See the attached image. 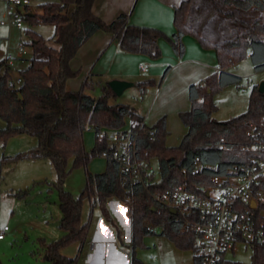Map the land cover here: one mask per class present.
I'll return each instance as SVG.
<instances>
[{
  "label": "trees",
  "instance_id": "1",
  "mask_svg": "<svg viewBox=\"0 0 264 264\" xmlns=\"http://www.w3.org/2000/svg\"><path fill=\"white\" fill-rule=\"evenodd\" d=\"M194 1L183 0L175 8L176 32L172 36L154 27L130 24L126 13L107 22L93 12L95 0L45 2L39 5L40 11H31L30 5L26 4L24 15L17 10L30 25L26 33L31 38L28 44L32 55L27 66L19 70L17 77L22 83L17 87L9 86V80L15 78L9 58L0 60V117L6 122V127L0 129V141L5 143L11 135L21 133L36 136L38 146L14 158L49 159L57 171L63 213L61 227L65 235L56 242H41L51 264H78V258L62 254L60 249L72 242L83 245L88 238L90 220L82 221L83 200L93 198L107 213L104 203L110 197L129 203L134 263L143 264L136 257V249L144 245L145 236L154 233L148 226L150 224L160 227L161 234L177 247L194 250V264H201L197 255L199 238L193 230L185 227L189 216L159 204L154 194L184 185L188 191L205 195L204 189L213 184L214 176L242 173L264 159V152L259 148L264 140V93L259 91V85L252 86L249 106L244 113L227 120L213 117L217 109L215 95L227 86H241L242 77L229 71L232 66L250 58L256 71L264 70V0H207L216 13L236 27L228 38L215 41L205 37L190 22ZM71 7L74 8L70 11ZM251 10L260 15L252 16ZM41 23L54 26L52 36L47 38L35 29ZM100 30L111 33L122 51L142 53L154 59L162 55L160 38H165L175 53L183 56L186 35L196 38L203 48L216 52L218 71L189 86L191 108L179 114L187 132L177 146L167 145L166 116L147 125L143 116L129 104L110 102L116 94L109 84L98 98L88 92L94 88L88 79L78 90L68 88V81L80 74L79 70L72 68V59ZM168 69L158 81L152 79L139 83L142 93L150 85L161 84ZM87 127L95 130V144L91 151H87L84 144ZM128 127L138 135L137 159L146 166L142 171L144 181L136 182L131 176L125 183L122 181L120 166L115 159L117 146L107 134ZM104 153L107 154L105 171L89 173L87 185L78 198L63 189L70 172V160L71 168L87 169L95 156ZM197 157L202 164L201 172L185 175L183 170L191 169ZM154 158L158 159L159 176L152 169ZM258 186L264 188V177ZM255 217L257 226L264 230V215L257 211ZM250 245L252 264H264V243L256 241Z\"/></svg>",
  "mask_w": 264,
  "mask_h": 264
},
{
  "label": "rangeland",
  "instance_id": "2",
  "mask_svg": "<svg viewBox=\"0 0 264 264\" xmlns=\"http://www.w3.org/2000/svg\"><path fill=\"white\" fill-rule=\"evenodd\" d=\"M58 0H31L30 10L40 11L39 5L45 2H56ZM221 2V0H217ZM198 9H197V8ZM74 7L70 8V11ZM19 10L22 15L26 13L25 5L16 6L8 0H0V21L7 20L10 12L15 15ZM252 16H258V11H250ZM190 22L194 24L201 33L212 40H224L235 31L236 27L227 19L216 13L212 4L207 0H195L194 8L190 14ZM30 25L23 20V27L15 24H0V59L9 58L13 62L12 73L16 77L19 70L23 69L32 55L30 36L26 29ZM45 37L54 33V26L41 23L35 27ZM185 44V43H184ZM23 46L26 54L22 55L20 47ZM174 54L178 57L173 51ZM229 71L242 77L241 86L230 85L215 95L217 109L213 117L218 120H227L244 113L249 106L251 89L244 91L248 85H260L264 82V70L256 71L250 58H246L232 66ZM179 73V71H177ZM141 73L135 77L132 86L127 87L120 95L111 98L112 104L125 103L134 107L138 112L145 114L148 103L152 98V92L156 87H150L147 92L142 93L139 81L145 77ZM175 75V73H174ZM110 73L90 74L89 82L94 88L88 92L95 98L103 94L105 86L113 79ZM140 78V79H139ZM159 79V78H158ZM172 98L171 95L166 96ZM175 99L168 101V106H173ZM170 112L173 118L170 130L166 138L167 145L177 146L180 138L187 132L179 115ZM6 127V122L0 117V129ZM129 128V127H128ZM85 148L91 151L95 144V130L87 127L85 131ZM38 146V138L28 133L11 135L5 143L0 141V228L8 226L5 239L0 240V263L1 264H51L45 257L46 247L41 242L45 240L52 243L61 240L65 230L61 227L62 210L60 207V187L58 185V174L49 159H15L18 154L28 153ZM72 161L68 163V173L63 189L69 191L78 198L88 182V174L101 173L106 169L104 156H95L89 163L87 169L84 167L71 168ZM156 176H159L158 159L151 162ZM129 204L128 202L124 201ZM99 205H92L89 198H84L82 206V221L95 219ZM154 233L144 237L143 246L136 249V257L143 264H194L195 251L192 249H181L169 238L161 234L160 227L148 225ZM109 239L107 256L97 248L95 251L89 249V243L81 246L72 242L63 246L60 252L71 258H78V264H86V258L100 260L103 264H125V251L131 255L126 240L130 237V230L125 231L124 243L114 242L116 232L107 231ZM234 252L227 253L229 262L226 264H252L253 250L251 245L239 242ZM105 259V260H104ZM105 261V262H104ZM138 264V263H134Z\"/></svg>",
  "mask_w": 264,
  "mask_h": 264
},
{
  "label": "crops",
  "instance_id": "3",
  "mask_svg": "<svg viewBox=\"0 0 264 264\" xmlns=\"http://www.w3.org/2000/svg\"><path fill=\"white\" fill-rule=\"evenodd\" d=\"M182 1L95 0L93 12L107 22L114 20L122 13H126L129 15L128 22L130 24L154 27L172 36L176 32L174 11ZM183 41L185 43V53L183 56L178 57L174 54L170 43L165 38H160L158 43L162 50V55L154 59L142 53L124 52L120 49L118 41L111 33L102 30L97 31L82 45L76 56L72 59V68L79 70L80 74L78 77L68 81V88L78 90L86 79L89 80L90 74L93 72L97 74L108 72L113 75L111 79L126 81H134L135 77H139L141 73H146L139 83L152 79L158 81L165 73L166 68L169 67L161 84L147 87L145 92L150 87H156L157 89L151 93L152 98L148 103L145 114L138 112L133 107L137 113L143 116L144 122L147 125H152L160 117L166 116L169 132L173 119L170 118L169 111L175 116V114L179 115L181 111L191 108L192 103L188 92L190 84L204 80L219 69L216 52L213 49L203 48L198 40L191 35L184 36ZM9 62L13 66L12 60L9 59ZM242 90L244 92V89ZM168 95H171L172 98H167L166 96ZM173 99H175L173 106H168V101ZM104 157L106 159V156ZM90 201L93 206L99 205L101 211H98L96 220L90 219L89 235L83 245H86L88 242L90 250L95 251L99 248L107 256V243L109 241L106 235L107 231L116 232L117 237L113 241L119 243H124L125 231L127 229L130 230L132 235L130 207L129 204L119 198L110 197L104 203L107 211L105 213L97 201L93 198ZM131 235L126 240L128 248H130L131 244ZM4 239L5 237L0 240ZM125 254H128L125 257V264H134L129 252L125 251ZM86 260V264H103V259L96 260L89 256Z\"/></svg>",
  "mask_w": 264,
  "mask_h": 264
},
{
  "label": "built area",
  "instance_id": "4",
  "mask_svg": "<svg viewBox=\"0 0 264 264\" xmlns=\"http://www.w3.org/2000/svg\"><path fill=\"white\" fill-rule=\"evenodd\" d=\"M16 6L29 4V0H8ZM1 25L15 24L23 27L21 14L12 12L7 20H1ZM22 55L26 54L23 46ZM22 83L20 77L9 80L10 87H17ZM252 86L244 89L247 91ZM109 140L117 146L115 159L120 166V175L125 183L131 176L134 181H144L142 171L146 168L137 159L138 135L132 129L112 130L107 132ZM154 134V131H151ZM264 152V140L260 144ZM107 156L106 153L103 154ZM202 170L200 158L195 159L191 169H184L188 173L198 174ZM238 171V169H235ZM264 177V159L258 161L242 173L214 176L213 184L205 190V195L188 191L184 185L174 189L154 194L155 200L176 212L188 215L185 227L193 230L199 238L200 248L197 255L201 264H226L227 253L234 252L239 242L247 245L264 243V230L256 224V212L264 215V188L258 186ZM254 201V203H253ZM194 216L197 219H192ZM8 226L0 228V239L5 237Z\"/></svg>",
  "mask_w": 264,
  "mask_h": 264
},
{
  "label": "water",
  "instance_id": "5",
  "mask_svg": "<svg viewBox=\"0 0 264 264\" xmlns=\"http://www.w3.org/2000/svg\"><path fill=\"white\" fill-rule=\"evenodd\" d=\"M132 85H133V82L121 80V79H113L109 82V86L111 87V89L114 91L116 95L122 94L127 87L132 86ZM259 91L264 93V82L259 85ZM172 210L176 212L175 209H172Z\"/></svg>",
  "mask_w": 264,
  "mask_h": 264
}]
</instances>
